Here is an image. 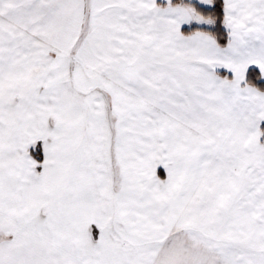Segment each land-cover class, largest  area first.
Instances as JSON below:
<instances>
[{
  "label": "snow or ice",
  "instance_id": "obj_1",
  "mask_svg": "<svg viewBox=\"0 0 264 264\" xmlns=\"http://www.w3.org/2000/svg\"><path fill=\"white\" fill-rule=\"evenodd\" d=\"M0 264H264V0H0Z\"/></svg>",
  "mask_w": 264,
  "mask_h": 264
}]
</instances>
